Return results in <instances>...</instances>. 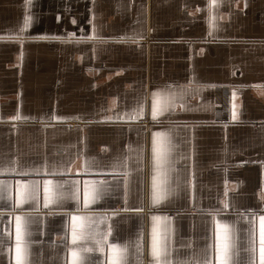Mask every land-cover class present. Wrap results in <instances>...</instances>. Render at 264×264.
I'll use <instances>...</instances> for the list:
<instances>
[{"label":"crops","instance_id":"obj_1","mask_svg":"<svg viewBox=\"0 0 264 264\" xmlns=\"http://www.w3.org/2000/svg\"><path fill=\"white\" fill-rule=\"evenodd\" d=\"M159 90L176 100L155 122ZM157 131L175 190L154 205ZM216 210L247 248L249 210L264 214V0H0V264H155L154 224L173 264H216Z\"/></svg>","mask_w":264,"mask_h":264},{"label":"snow or ice","instance_id":"obj_2","mask_svg":"<svg viewBox=\"0 0 264 264\" xmlns=\"http://www.w3.org/2000/svg\"><path fill=\"white\" fill-rule=\"evenodd\" d=\"M31 0H26V4H30ZM31 17L25 16V25H28ZM73 23H75V19H73ZM91 23V21H90ZM70 36L73 34H69ZM176 93L174 92H166L164 90H159L157 92L152 93V104H151V116L152 120L158 122V117L162 116L164 113L168 112L170 109L175 107ZM235 101V93H233V111L232 118L233 120L238 119V113L236 111L237 106L234 103ZM143 115V108H138L135 111V115H128V119H139ZM121 117H117L120 119ZM171 143L169 134L167 132H153L152 133V158L154 161V172L155 175L152 178V204H159L162 200L166 199L172 191L175 189L167 186V179L160 180L159 177L164 174L166 176V170L162 173V168L164 165L170 163L169 161V152L171 148L167 147L168 144ZM177 181H179V177H177ZM45 183H50V181H46ZM96 183H93V187L88 189L86 192V196L90 197L91 201L99 199L101 189L95 186ZM103 184V182H101ZM178 187V184H177ZM50 191V189H49ZM32 197L31 191H24V199L29 200ZM226 208L228 205L225 206ZM136 211L140 212L142 209H136ZM219 210L213 211V219L215 220V215ZM264 211V210H261ZM249 216L251 217L250 224L252 227L249 229L250 235L247 238L248 247L244 249H239L233 239V230L232 228L226 224L221 223L219 220H215V244H214V252H215V261L216 264H242L239 259L240 251L246 252L248 254V258L246 264H255L256 253H257V243H256V229L255 222L258 216L259 221V243H258V253H259V264H264V214H258L253 210H249ZM247 219L248 217H244ZM20 218H18L19 220ZM86 217H80L81 223L78 227L83 230L84 220ZM166 219V218H165ZM152 220L159 221L161 217L152 216ZM18 232L22 230V226L18 224L17 226ZM235 249V251H234ZM120 250H117V252ZM152 254L156 257L155 264H173L172 261L167 260V246L162 244L161 237L159 235V229L156 224L153 225L152 228ZM165 257V259H161V257ZM205 257H207V251H205ZM235 257V258H234ZM73 264H79L76 255L74 254ZM121 264V261H119ZM197 264H213L211 260L205 258L202 262L197 261Z\"/></svg>","mask_w":264,"mask_h":264}]
</instances>
